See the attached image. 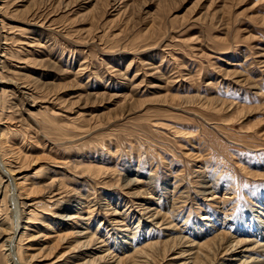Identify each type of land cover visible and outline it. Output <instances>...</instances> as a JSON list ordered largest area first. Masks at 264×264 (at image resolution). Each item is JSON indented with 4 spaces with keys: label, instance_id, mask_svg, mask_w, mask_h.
Returning a JSON list of instances; mask_svg holds the SVG:
<instances>
[{
    "label": "rangeland",
    "instance_id": "1",
    "mask_svg": "<svg viewBox=\"0 0 264 264\" xmlns=\"http://www.w3.org/2000/svg\"><path fill=\"white\" fill-rule=\"evenodd\" d=\"M0 155V264L12 222L30 230L11 264H186L191 245L212 264L260 255L225 252L264 214V0H0ZM17 199L35 203L33 224ZM205 212L226 225L198 239Z\"/></svg>",
    "mask_w": 264,
    "mask_h": 264
},
{
    "label": "bare ground",
    "instance_id": "2",
    "mask_svg": "<svg viewBox=\"0 0 264 264\" xmlns=\"http://www.w3.org/2000/svg\"><path fill=\"white\" fill-rule=\"evenodd\" d=\"M1 156V155H0ZM4 157V156H3ZM3 159V158H2ZM5 160H7V159H5ZM7 165H9V163L7 164ZM6 167V166H5ZM1 170H2V168H1ZM4 172V171H3ZM89 176L88 175H86V178H88ZM89 179V178H88ZM208 179V177L207 178H205V179H203L202 180V184H201V188L203 189L202 190V192H201V194L202 195H205V196H209V197H212L213 199H209V200H215L216 199V194H218V188H217V186H215L214 185V182L212 181V180H207ZM130 181V180H129ZM133 181H134V184L136 185L138 182L136 181V179H133ZM130 182H132V181H130ZM5 183H7V181H5L4 180V177L2 176V175H0V186L2 185V184H4L5 185V188H6V190H5V195L6 194H8V191H7V187H8V184H5ZM57 186V184H55V182L54 183H52L51 185H50V188L47 190V192H46V194H50V195H52V193H54V192H51V190H52V188L54 189V187H56ZM60 188H62L61 186H59V187H57L56 188V191H55V195H52L49 199L50 200H52L53 198H56L57 196H59L61 193H62V191H61V189ZM176 188V187H175ZM49 191H50V193H49ZM229 191H226V193H225V195L227 194V195H229V197L233 194V193H228ZM1 193V192H0ZM177 195V194H176ZM20 198H21V195H20ZM232 198V197H231ZM47 200L48 202L50 201V200ZM91 199V198H90ZM89 199V200H90ZM174 199V201L173 202H175V201H177V199H175V198H173ZM223 199L226 201L227 199H229V198H224L223 197ZM24 200H26V199H24ZM89 200H87V201H85V202H87V203H89V205H87V206H89V207H95V206H97V208L98 207H100L97 203L96 204H92L91 203V201H89ZM223 200V201H224ZM17 201H18V199H17ZM53 202V204L55 203V204H57L58 203V201H56V199L55 200H53L52 201ZM180 202H182V201H180ZM184 202V201H183ZM1 203H2V201H1ZM50 203V202H49ZM103 203V202H102ZM176 203V202H175ZM175 203H174V205H175ZM77 204H80V202L79 203H77ZM90 204H92V205H90ZM104 204H105V207L106 206H109L108 204L106 205V202H104ZM219 204H221V208H223V215L225 216V215H227L228 214V210L229 209H231V208H227V206L225 205V202H221V203H219ZM14 205H16V204H14ZM18 212H19V214H20V220H21V215H24L25 216V219H27L26 221H25V224H33V222L34 221H32V220H34V218H35V215H34V213H30V212H33L32 211V209H30V208H35V203H27V202H19L18 201ZM17 206H16V208H17ZM86 206V205H85ZM78 208V207H80V205H76V206H73V208ZM173 208V209H172ZM171 208V211L169 212V214L172 216L173 215V213L175 212V209H177V208H174V206ZM258 208L260 209V208H264V200H261V203L259 202V205H258ZM36 209V208H35ZM72 208H70L69 209V211L71 210ZM264 210V209H263ZM4 212V210L3 209H1L0 208V213H3ZM72 212H74V211H72ZM89 212V211H88ZM114 212H116L115 210H114ZM145 213H144V215H146L147 217V219H150V222L151 221H155L157 218H159L160 217V215H159V212L156 210V209H150V208H145V211H144ZM215 212V211H214ZM213 212V213H214ZM30 214H32L31 215V218H33V219H31L30 217L29 218H26V216H30ZM117 213H115V215H116ZM257 215H259V216H257ZM257 215H253V218H251V219H249L252 223H255V224H248L247 226H244L241 222L242 221H240V224H241V226H240V224H238L237 225V227H235V228H237V230H236V234H233V236H236L235 237V239H233V240H231V241H228V245H227V248H226V252H225V254H233L232 256H238V254H235V250L237 249V247H238V245H244V246H246L247 244H250V243H255L254 244V246H251V247H249V248H246L245 250H246V252H252V251H254L255 249H256V247L257 248H259V247H262V250L261 251H259L260 252V255H256L255 257H251V256H249V257H247V258H244V260H242V258H239L238 260H239V264H264V244H262V243H260L257 239H261V240H263L264 241V214H262V213H258ZM58 219H60V220H63V221H68V220H72V219H75L76 218V216H74V215H58ZM0 218H2V215H0ZM38 218V217H37ZM88 219V218H87ZM115 219V218H114ZM224 219H226L227 220V218L226 217H224L221 221L219 220V221H217V219L216 218H214L213 217V215H212V213H210V212H205V214H204V216H203V221H207V222H210V226L211 227H205V225H204V223L202 224V223H198V224H196L195 225V227L193 228V226H192V232L194 233V234H192V236L194 237V236H197V238L199 239V238H201L202 236H206V235H208V234H210V233H212V232H214L216 229L217 230H219V229H222V228H224V226L226 225V221L224 220ZM4 220V218H2V219H0V226H2V223L4 222L3 221ZM82 220H84V219H82ZM125 221V217H124V220L122 221V222H124ZM114 222L115 223H118V221H115L114 220ZM13 223V222H12ZM11 223V226H10V228L8 229L9 231H10V235L9 236H7L6 238H5V240L3 241V243H4V245H3V250H4V257H6V263L8 264V263H10L11 261L10 260H12L11 258V253H12V251H13V249H12V243L14 242L13 240H14V237L18 234L17 233V231L19 230V228H20V230L22 231L21 233H20V235H19V237H18V239H17V241H16V246L18 247V250H19V245L22 243V241H23V238L24 237H27V231H29L30 230V228L29 227H24V226H22V227H19V225H17V227L16 226H14V224H12ZM122 224H124V223H122ZM138 226H139V223H138ZM138 226H137V228H138ZM175 224H173L171 227L172 228H175ZM98 227H100V225H98ZM107 228V227H106ZM239 229V230H238ZM190 230V229H189ZM1 232H2V234H5V233H7V230H0ZM135 229H133V231H132V233L131 234H133L132 236L134 237V234H136L135 232ZM107 233H105L106 234V236H108V237H110V231H106ZM179 233H184L185 231L184 230H179L178 231ZM256 232V234H254ZM90 234V232L89 231H87V232H84V233H82V236H84V239H85V243L83 244V246H86L87 248L88 247H90L91 246V244L97 239L96 238V234L93 232V233H91V235H89ZM243 234V235H242ZM251 234H253V236L251 235ZM18 236V235H17ZM230 236H231V234H230ZM233 236H231V237H233ZM254 237L255 239H256V241H255V239H253L252 238V240H250V239H248V238H246V237ZM133 237H129V240L128 241H124V243H123V241H119V242H116V243H114L113 244V247H116L115 248V251H123V250H126L127 248H129L130 246H132L134 243H136L137 244V242L138 241H140V238H133ZM117 238V239H116ZM116 238H114L115 240H118V239H120V240H122L121 238L122 237H116ZM234 238V237H233ZM178 242H177V244L178 245H180V246H182V244H184V242H188V240H186V238L184 237V235L183 236H180V237H176L175 238ZM195 239V238H194ZM193 241H195V240H192V242ZM100 242H103L102 240L100 241ZM118 243H121V245H117ZM86 244V245H85ZM207 244V243H206ZM206 244H204L203 246H205ZM104 246H106V245H101V247L100 246H98V247H96V249L95 250H97V252L99 253V258L100 259H103V258H105V257H108L107 255H105V254H102L103 252H105V251H109L111 248H107L106 250L105 249H103V247ZM134 246H136L135 244H134ZM148 246H151V245H148ZM194 245H191V249L189 250L190 251V253L189 254H187L186 256H188L187 258H185V259H187V263L186 264H205V260H208L209 262H210V264H212V262L210 261V257H209V254L207 253V254H201V252H199L198 251V249L196 250V251H194V252H192L194 249H196V246H195V248L193 247ZM202 245H198V248L200 249V247H201ZM99 248V249H98ZM118 248V250H116ZM131 248V247H130ZM134 248V247H133ZM132 248V249H133ZM81 251H83V253L82 254H80V256H82V255H89L90 254V252H84V250H85V248H83V249H80ZM143 249L142 248H136V252H139V251H142ZM78 251V250H77ZM76 251V252H77ZM171 250H169V249H167V250H165L164 252H163V254H165V255H167L169 252H170ZM108 254H113L112 252H107ZM140 253H143V252H140ZM241 254V253H240ZM116 256V255H115ZM23 257V256H22ZM140 257V256H139ZM165 257V256H164ZM18 259V258H17ZM23 260H24V262L26 263V260L24 259V257H23ZM13 261V260H12ZM18 261H20V259H18ZM150 261V260H149ZM14 263V262H13ZM11 264V263H10ZM134 264H146V263H143V261L142 262H139L138 260H136L135 262H134Z\"/></svg>",
    "mask_w": 264,
    "mask_h": 264
}]
</instances>
